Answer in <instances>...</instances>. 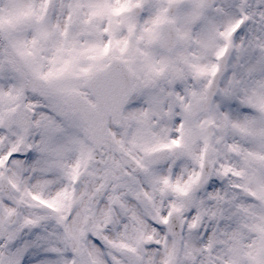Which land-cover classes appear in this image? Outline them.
I'll return each instance as SVG.
<instances>
[{
    "label": "snow or ice",
    "instance_id": "snow-or-ice-1",
    "mask_svg": "<svg viewBox=\"0 0 264 264\" xmlns=\"http://www.w3.org/2000/svg\"><path fill=\"white\" fill-rule=\"evenodd\" d=\"M0 264H264V0H0Z\"/></svg>",
    "mask_w": 264,
    "mask_h": 264
}]
</instances>
